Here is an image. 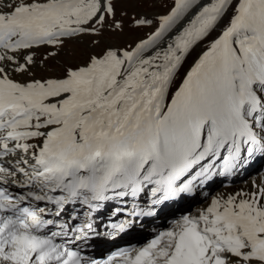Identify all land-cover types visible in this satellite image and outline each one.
I'll return each mask as SVG.
<instances>
[{
	"label": "snow or ice",
	"instance_id": "6c2138e0",
	"mask_svg": "<svg viewBox=\"0 0 264 264\" xmlns=\"http://www.w3.org/2000/svg\"><path fill=\"white\" fill-rule=\"evenodd\" d=\"M257 161L264 0H0V264H264Z\"/></svg>",
	"mask_w": 264,
	"mask_h": 264
},
{
	"label": "bare ground",
	"instance_id": "6f19581e",
	"mask_svg": "<svg viewBox=\"0 0 264 264\" xmlns=\"http://www.w3.org/2000/svg\"><path fill=\"white\" fill-rule=\"evenodd\" d=\"M260 164H262V165H264V163L262 162V161H260L258 164H257V166H255V167H257V168H259L258 166H260ZM261 165V166H262ZM260 166V167H261ZM255 167H253V168H255ZM251 171V170H250ZM254 172V171H253ZM238 179H240V178H238ZM239 184V183H238ZM218 185V184H217ZM195 207V206H194ZM160 221H162L161 219H157V224H158V226H162L164 223H165V221H163V222H161L160 223ZM137 229L136 228H134V231H136ZM149 234H150V232L148 231V230H144V233L142 234V235H138V236H133V239H135V240H139V242L140 241H143V240H145L144 238L145 237H148L149 236Z\"/></svg>",
	"mask_w": 264,
	"mask_h": 264
},
{
	"label": "rangeland",
	"instance_id": "374dc122",
	"mask_svg": "<svg viewBox=\"0 0 264 264\" xmlns=\"http://www.w3.org/2000/svg\"><path fill=\"white\" fill-rule=\"evenodd\" d=\"M138 10H142V11H147V12H149V13H152V12H155V11H159V10H161V9H159V7H156V8H149L148 6H142L141 8H139ZM263 163H264V161H262ZM259 168H260V166H258ZM255 169H257V167H255V168H252L251 169V171H254ZM240 179H242V178H240ZM240 179H238V182L237 183H239L240 182ZM217 185H214V187L218 190L221 186H218V187H216ZM195 206V205H194ZM193 206V207H194ZM165 224V223H164Z\"/></svg>",
	"mask_w": 264,
	"mask_h": 264
}]
</instances>
